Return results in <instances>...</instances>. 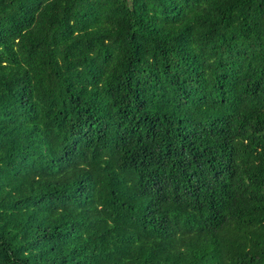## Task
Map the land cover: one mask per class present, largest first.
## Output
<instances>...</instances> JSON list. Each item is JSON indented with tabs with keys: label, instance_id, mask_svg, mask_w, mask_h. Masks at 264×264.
Instances as JSON below:
<instances>
[{
	"label": "trees",
	"instance_id": "1",
	"mask_svg": "<svg viewBox=\"0 0 264 264\" xmlns=\"http://www.w3.org/2000/svg\"><path fill=\"white\" fill-rule=\"evenodd\" d=\"M0 264H264V0H0Z\"/></svg>",
	"mask_w": 264,
	"mask_h": 264
}]
</instances>
